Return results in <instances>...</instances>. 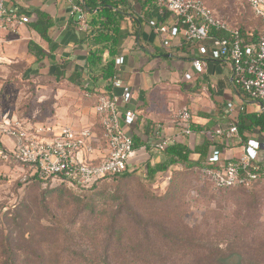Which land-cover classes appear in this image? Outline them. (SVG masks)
Here are the masks:
<instances>
[{
    "label": "crops",
    "instance_id": "1",
    "mask_svg": "<svg viewBox=\"0 0 264 264\" xmlns=\"http://www.w3.org/2000/svg\"><path fill=\"white\" fill-rule=\"evenodd\" d=\"M116 1H121L119 9L131 16L121 25L124 37L119 56L124 63L117 69L116 79L107 91L106 83L98 81L92 85L87 80V46L81 42L86 32L77 30V16L70 15L71 6L66 0H8L11 10L29 14L31 22L36 17L34 11L45 12L51 20L48 30L51 42L43 41L29 24L19 27L15 34L0 33V118L8 113L32 133L39 126L68 125L91 127L100 135L94 111L95 97L84 96V88L89 87L95 96L104 92L125 94L119 110L136 112L138 119L130 133L141 142L151 141L156 127H160L166 137H175L179 132L175 113L187 106L193 113L191 125L195 132L176 142L194 149L212 136L216 145L209 150L210 161L223 163L239 158L248 140L264 143V130L253 120L255 117L264 121V111L256 100L237 88L226 62L205 60L202 72H194L191 61L197 56L196 49L185 43L181 35L168 39L169 45L164 46L167 37L147 22L155 19L160 24H170L174 21L172 16L163 8H152L144 14L145 0ZM74 2L82 6L84 0ZM84 12L89 26L91 14L85 9ZM30 42L40 47L46 56L37 60L28 52ZM185 74H190L191 80H186ZM20 80L33 84L30 89H23L26 86L17 83ZM33 93L34 100H28ZM229 104L239 109V119H235L237 135L232 145L226 146L215 130L226 128L230 123ZM13 149L12 139L1 136L0 177L19 169L12 156ZM104 151V146H100L99 153ZM162 157L163 154H154L150 161L158 163ZM260 159H264L262 152Z\"/></svg>",
    "mask_w": 264,
    "mask_h": 264
},
{
    "label": "trees",
    "instance_id": "2",
    "mask_svg": "<svg viewBox=\"0 0 264 264\" xmlns=\"http://www.w3.org/2000/svg\"><path fill=\"white\" fill-rule=\"evenodd\" d=\"M243 2L249 9L245 0ZM120 3L121 1L116 0H84L81 6L83 10L91 14L90 27L81 41L87 46V80L92 85L98 81L106 83L107 91L110 90L112 79L117 73L115 58L119 56L120 43L124 37L121 25L127 16H131V13H125L119 9ZM155 7V0H145L142 5L143 13ZM34 14L35 20L29 23V28L35 31L43 41L50 43L49 16L40 10L34 11ZM235 26L242 33L247 31L244 25L236 24ZM252 27H254L253 35L256 37L260 23ZM28 52L37 60L46 56V53L32 42L28 44ZM57 73L56 71L55 74ZM84 90L90 92L92 89L86 87ZM253 120L264 130L262 119L253 117ZM191 130L195 132L193 125ZM132 136L135 148L145 145V142ZM215 145L216 142L212 136L194 149H190L184 143L175 142L165 149L160 162L151 164L147 161L145 179L149 183L153 182L157 175L169 172L172 167L182 169L173 173L168 190L160 199L141 185L138 201L134 206H130L129 195L110 197L109 202L103 203L98 202L93 196L79 201L82 219L75 222L72 229L62 232L63 247L57 249L55 253L33 254V262L38 264H264V241L256 243L255 239L250 240L247 238L248 233L242 228L232 229L226 234L216 229L217 224L214 223V227L205 225V232H203L199 227L190 228L183 221L182 212L176 211L174 220L170 218L173 212L169 211L165 215L167 210L174 209L173 207L177 206L176 203L183 197L185 180L193 169H198V172L203 168L221 169L228 162L236 160L233 158L223 163L210 161L209 150ZM192 156L197 158L193 159ZM26 174L25 181H22L24 174L19 177L22 185L36 184L45 190L60 189L64 192H96L100 184L109 180L117 181L122 187H126L136 179L134 174H110L83 187L68 182L52 183L51 177L44 178L37 172L31 173L30 169ZM263 179L264 159H261L259 177L250 185L240 184L218 191H245L247 187ZM64 201L69 203L68 199ZM111 201H120V203L111 205ZM163 208L166 209L163 210L164 213L161 211ZM28 209H30L28 206L25 207L26 211ZM21 222L23 223L24 220ZM208 228L214 229V234H210ZM49 231L57 230L50 228ZM26 233L29 235L27 229L17 233L19 239H24V244ZM13 238V233H10L3 241H7L10 246ZM51 239L55 240L54 237ZM82 240L86 241L84 245ZM66 242L70 245L65 246ZM6 256L11 264L19 262V254L7 252ZM30 259L31 256L28 255L25 261Z\"/></svg>",
    "mask_w": 264,
    "mask_h": 264
},
{
    "label": "built area",
    "instance_id": "3",
    "mask_svg": "<svg viewBox=\"0 0 264 264\" xmlns=\"http://www.w3.org/2000/svg\"><path fill=\"white\" fill-rule=\"evenodd\" d=\"M71 8L70 15L77 16L76 28L80 32L89 29L83 8L74 0H66ZM156 9H164L174 21L160 24L155 19L148 25L168 39L181 35L188 45L196 49L197 56L191 61L194 72L201 73L205 60L226 62L232 73L234 84L248 97L256 100L264 111V0H245L254 17L260 23L256 35L253 31L242 33L235 25L231 26L215 16L202 0H155ZM8 0H0V33L15 34L19 27L31 22V16L21 10H11ZM124 63L121 56L115 58L117 69ZM191 80L190 74H185ZM116 79V74L112 80ZM85 97H95L94 111L98 118L100 135L91 127L73 128L39 126L34 132L26 130L22 123L6 113L0 118V137L5 136L14 142L12 156L32 173L51 177L52 183L68 182L76 186H88L94 181L110 174H145V163L154 154H162L165 149L182 136L192 134L193 113L187 106L180 107L176 113L175 137L163 135L156 127L151 141L144 146L134 147L130 130L137 121L134 110H119L125 94L117 96L101 93L96 96L85 92ZM230 123L226 128L215 130L226 146H231L237 135L235 119L239 109L229 104ZM100 146L104 152L99 153ZM260 152L264 153V143L248 140L243 152L235 161L228 162L221 169L203 168L202 177L216 189L231 188L236 185H250L259 177ZM26 180L24 175L22 181Z\"/></svg>",
    "mask_w": 264,
    "mask_h": 264
},
{
    "label": "rangeland",
    "instance_id": "4",
    "mask_svg": "<svg viewBox=\"0 0 264 264\" xmlns=\"http://www.w3.org/2000/svg\"><path fill=\"white\" fill-rule=\"evenodd\" d=\"M202 1L215 16L231 26L244 25L247 31H251L254 28L252 26L259 22L243 0ZM17 83L26 86L23 89L27 90L33 84L27 80H20ZM34 96V93L30 94L27 99L34 100ZM192 158L196 159L195 156ZM150 163L155 164V160ZM16 166L20 170L9 176L3 174L0 177V240H2L0 264H11L6 256L7 252L19 254V262L15 264H38L33 262V254L45 255L57 252V249L63 247L62 232L72 229V225L82 219L79 201L93 196L98 202L103 203L109 202L110 197L129 195L130 206H134L138 201L141 185L160 199L166 194L173 173L182 171L181 167H172L169 172L157 175L155 180L149 183L141 170L133 173L136 179L126 187H122L117 181L109 180L100 184L96 192H64L60 189L45 190L36 184L22 185L19 177L29 172V168L18 162ZM65 199H68L69 203H66ZM119 203L120 201L110 202L111 205ZM176 205L174 209L167 210L165 215L169 211L173 212L170 218L174 220V213L182 212L183 221L190 228L199 227L200 231L205 232V225L214 227L216 223V229L222 230L223 233L228 234L232 229L242 228L248 233L247 238L250 240L255 239L256 243L264 241V179L247 187L245 191H218L210 186L195 168L187 176L183 197ZM27 206L30 209L26 211ZM163 210L166 209H161L162 212ZM50 228L57 231L50 232ZM24 229L29 232V235L27 233L25 235V244L24 239H19L17 236V233ZM10 233H13L14 240L8 246L7 241L3 239ZM210 234H214V229L210 230ZM31 235L32 239H30ZM50 237H54L55 240ZM84 242L86 241L82 240L83 245ZM68 245L70 244L66 242L65 246ZM28 255L31 259L25 261Z\"/></svg>",
    "mask_w": 264,
    "mask_h": 264
}]
</instances>
